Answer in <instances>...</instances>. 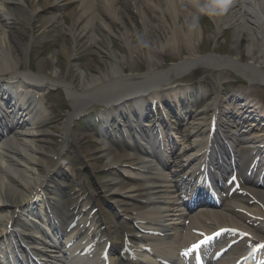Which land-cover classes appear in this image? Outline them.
<instances>
[{
    "label": "bare ground",
    "instance_id": "obj_1",
    "mask_svg": "<svg viewBox=\"0 0 264 264\" xmlns=\"http://www.w3.org/2000/svg\"><path fill=\"white\" fill-rule=\"evenodd\" d=\"M73 1L0 0V96L5 99L13 114V120L4 126L7 138L3 139L0 135V264L35 263L28 251L30 245L35 243V238L26 241L27 245L18 247L19 241H25L27 238L24 236L31 233H28L30 227L27 232H22L24 236L15 233L20 220L29 212L41 216H29L28 223L34 224L31 229H38V234L48 231L54 239L51 240L54 243L51 248H44L52 252L50 256H54L45 264H177L181 255L177 240L183 226L190 232L184 242L193 240L195 245L203 243L207 246L214 239L230 232L233 233L231 239L239 238L241 241L245 236H253L264 245V175L260 179L253 170L238 164L237 160L239 162L242 156L237 155L235 160L226 138L217 130L229 127L226 117L236 116V119H242L247 125L233 141L230 140L231 145L247 147L241 137L256 127L258 130L252 132L250 141L264 137V125L261 126L264 114L251 109V104H259L250 99L248 93H233L230 96L233 103L229 104H225L216 94L209 111L211 117L207 119L204 112L196 115L191 123V132L182 142L185 151L176 154L174 159L185 156L183 161L189 160L203 149L209 150V156L205 158L203 153L200 154L196 166L204 168L196 172L184 170V180H177L174 173H167L170 164L174 163V160L169 163V159L176 153L174 150L178 142L169 138L161 143L152 130L147 134L141 128L135 130L128 141H111L97 147L96 152H101V156L105 157L102 167L121 169L122 178H117L113 190L120 216L116 223L106 218L93 194L96 218L89 224L87 220L80 219L81 215H89L91 212L87 203L75 202L67 208L61 193L65 178L74 177L79 180L81 177L69 172L63 156L71 143L76 145L77 154L84 159L89 171L94 169L89 160L95 150L87 144V130L71 128L72 122L93 102L103 103L108 115L112 116L113 112L108 109L117 108L122 114V106L128 99H133L135 105L129 113L141 114L146 96L151 99L163 97L158 91L160 87L175 81L185 69L187 71L200 66L218 71L229 66L240 71L249 81L263 83L264 0H227L226 9L212 16L218 31L222 26L230 25L234 27V39L248 41L251 59L247 63L238 62L241 52L230 58L196 54L195 46L201 36L196 17L200 12L199 6L208 0H141L144 11L137 6V0H132L135 10H139L140 23L145 29L151 26L165 29L166 15L176 25L175 29L170 28L168 39L164 41L166 44L161 41L153 45L154 50L165 45L174 47L180 34L190 51L184 62L166 69L151 64L142 75L143 79L135 80L133 74L123 73L116 55L109 49V38L93 32V27L99 26L111 34V25H122L120 20L114 18L119 12L118 7L113 5L114 0H102L100 8L94 0H79L78 6L70 10L72 23L69 31L75 43L72 46L63 45L59 50L64 58L62 65H56L54 52L38 61L36 71L22 70L19 64L34 36L36 14L62 7V2L69 4ZM147 10L152 12L150 18L145 13ZM180 20L184 21L186 28L179 23ZM53 21L49 15L44 17L46 25ZM190 24L196 27L190 30ZM86 34H89L93 42L100 39L106 43L103 53L107 59L99 55L89 61L94 71L81 69L72 73L71 58L78 50V40ZM119 37L127 46L132 40V35L123 30ZM238 49H241V45ZM77 79L81 80L79 88L75 84ZM56 86L65 90L70 100V110L56 125L43 129L48 113L32 92ZM235 102H240V105ZM103 114L101 118L105 120ZM240 124L234 122L231 131L235 132V127ZM199 128H204L207 136L202 137ZM263 140L254 142L255 147H259ZM211 165L216 166L215 169H211ZM206 166L209 171L204 170ZM234 168L247 174L246 201L232 200L223 210L201 208L195 218L191 217L187 223L184 222L189 201L193 199L196 204H209L204 201L205 193L210 191L209 177L215 176L217 171L225 173ZM42 218L48 219V227L40 231L37 226ZM194 232L199 236L194 235ZM44 240L47 242V239ZM108 244L110 249L105 252L104 248ZM234 248L243 249L238 242H234ZM61 250L63 254L59 253ZM241 254L252 262L264 264V251L261 249L248 255L247 252ZM38 259L40 261L44 257L38 254ZM202 262L208 264L211 259L202 256V260L197 259L195 264ZM236 262L228 255L222 264Z\"/></svg>",
    "mask_w": 264,
    "mask_h": 264
},
{
    "label": "rangeland",
    "instance_id": "obj_2",
    "mask_svg": "<svg viewBox=\"0 0 264 264\" xmlns=\"http://www.w3.org/2000/svg\"><path fill=\"white\" fill-rule=\"evenodd\" d=\"M79 3V0H75L69 4L62 2L61 4H64L62 7L59 6L47 12H38L36 14L34 19V36L25 50V57L19 64L22 70L36 71L38 61L54 52L56 55V65H62L64 58L59 50L63 45L72 46L75 43L69 31L72 23L70 10L76 8ZM94 3L99 8L103 5L102 0H94ZM136 4L138 7L140 6L141 11H144V3L141 0H137ZM113 5L116 8L118 7L119 10L117 16L114 18L120 20L119 22L122 25L110 24L113 29L111 34H108L106 30L99 26H94L93 32L109 38L107 41L109 49L116 55L124 74H133L135 80H141L143 79L142 75L147 72L149 65L153 64L159 69H166L175 63L184 61L188 56L190 51L180 34L175 41L174 47L165 45V47H159L158 50L153 49V45H157L161 41L163 44L166 42L170 34V28L171 30L175 29L176 25L169 15H166L167 24L165 29L155 26L145 29L140 23L139 10H135L132 0H114ZM145 13L149 18L151 17V10H147ZM48 15L53 17L54 21L46 25L44 17ZM196 18V22L198 23L197 28L201 34L195 46L197 55L230 58L241 52L239 62L247 63L251 59L249 56L251 46L248 41L245 42L241 38L239 40L233 38L234 27L230 25L222 26L221 30L218 31L213 17L203 14L201 11ZM179 23L186 28L183 20H180ZM122 30L132 35V40L128 46L119 37V33ZM83 44L84 47H82ZM240 45L241 49H238ZM105 46L106 43L100 39L94 42L91 41L89 34L80 38L77 43L78 50L71 58V72L76 73L81 69L94 71L92 66L89 65V61L98 58L99 55H102V59H105L106 55L103 53ZM234 70L229 66L221 68L219 71L213 70L210 67L200 66L180 73L176 77V80L172 81L171 85L158 89L161 95L163 94V97H158V101L147 97L144 101L141 114L135 115L136 126H138V129L142 128L146 132H149L155 129L156 123L160 122L165 131L173 128V138L180 140L190 133L195 112L210 110L216 94L225 104H229L233 103L230 101V96L233 93H249L250 99H253L254 102H259L264 112V82L256 81L249 83L245 77H236L235 74H242ZM80 81V79L75 80L78 88L80 87ZM56 87L35 90L38 92L35 94L36 98L48 113V119L43 129L56 125L70 110V100L65 91L59 86ZM240 102L235 103L240 105ZM134 105L135 101L128 99L122 106V109L126 111L125 114H120L117 108L108 109L114 113V115L109 116L105 105L92 103L86 108L83 115L75 119L71 124L73 130H82L83 128L87 130V144L91 145L92 149L95 150L92 158L89 160L91 166L94 168L91 171L86 166L84 159L77 154V147L74 143H71L70 148H67L63 155L65 161L68 163L69 172L73 174L77 173L81 176L79 180H76L74 177H68L63 180L61 193L64 195L66 207L70 208L73 203L81 202L87 203L86 206H89L91 210L89 215H81V220L91 222L96 218L94 216L95 203L93 196H91L92 194L100 203L102 211L109 221L116 223L120 219L115 206L116 199L113 190L116 188L114 183L117 178H122L121 169L115 170L114 168L102 167L101 164L105 161V157L101 156V152H96V149L99 146H105L106 143H110L111 141L122 142L123 140L128 141L131 139L132 136L124 137L122 135L119 125L114 120L119 118L118 122L122 121L121 117H127V112ZM251 105H253L251 109L255 112L260 108L259 106H254V103ZM197 106L199 107L198 109H196ZM102 112H104L103 117H105V120L101 118ZM209 116L210 114L206 117L209 118ZM263 125L264 122H262L261 126ZM255 130H258V127L249 130L247 134L245 132V136L251 137L252 132ZM200 132L202 135H205L204 129ZM179 150L180 148H177L176 153ZM234 150L237 151L238 149L234 148ZM172 160H175L174 157ZM175 161H177L178 165L171 163L167 173H174L176 175L175 179L181 180L184 176L181 170L184 163L182 158H178ZM238 182H240V179H235L234 177L227 181V185L233 188V190L229 191L228 198H219L210 206L190 204L189 210L186 211L187 215L183 217L184 219L182 218L183 221L187 223L191 217L195 218V214L201 208L208 207L210 209L223 210L224 206L232 200L246 201V186H236ZM225 191L228 194V190L225 189ZM185 227H181L180 238L177 240L179 251L191 249V242H184L190 233ZM118 232L120 231L118 230ZM229 240L227 239V241ZM224 242L223 239H218L211 246L207 247V256H215V252L225 244ZM239 244L246 249H251L253 245L248 239L239 241ZM257 248L258 246H255L253 250ZM239 254H241L240 251L230 248L226 251L225 255L222 254L214 262L222 264L228 255L232 258ZM182 262L183 260L178 259L177 264H182Z\"/></svg>",
    "mask_w": 264,
    "mask_h": 264
},
{
    "label": "clouds",
    "instance_id": "obj_3",
    "mask_svg": "<svg viewBox=\"0 0 264 264\" xmlns=\"http://www.w3.org/2000/svg\"><path fill=\"white\" fill-rule=\"evenodd\" d=\"M227 0H208L207 3L200 5V11L209 17L219 15L222 10L226 9ZM196 27L195 24H190L189 29Z\"/></svg>",
    "mask_w": 264,
    "mask_h": 264
}]
</instances>
